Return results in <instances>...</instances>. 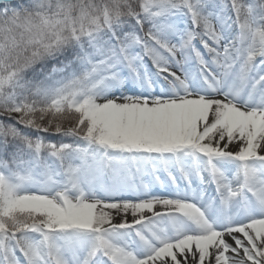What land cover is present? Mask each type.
<instances>
[{"label":"snow or ice","instance_id":"obj_1","mask_svg":"<svg viewBox=\"0 0 264 264\" xmlns=\"http://www.w3.org/2000/svg\"><path fill=\"white\" fill-rule=\"evenodd\" d=\"M0 264H264V0H0Z\"/></svg>","mask_w":264,"mask_h":264}]
</instances>
